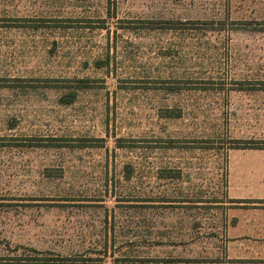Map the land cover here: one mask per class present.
<instances>
[{
	"label": "rangeland",
	"instance_id": "1",
	"mask_svg": "<svg viewBox=\"0 0 264 264\" xmlns=\"http://www.w3.org/2000/svg\"><path fill=\"white\" fill-rule=\"evenodd\" d=\"M263 185L264 0H0V264H240Z\"/></svg>",
	"mask_w": 264,
	"mask_h": 264
},
{
	"label": "crops",
	"instance_id": "2",
	"mask_svg": "<svg viewBox=\"0 0 264 264\" xmlns=\"http://www.w3.org/2000/svg\"><path fill=\"white\" fill-rule=\"evenodd\" d=\"M250 195H243L241 198L252 199L253 205L256 206H253L251 214H243V219L237 225V228H245L242 234L264 236V185ZM260 240L262 242L257 241L258 243L255 245L239 248L240 251L238 250L236 258L241 260L240 264L244 262V264H264V237L260 238Z\"/></svg>",
	"mask_w": 264,
	"mask_h": 264
},
{
	"label": "trees",
	"instance_id": "3",
	"mask_svg": "<svg viewBox=\"0 0 264 264\" xmlns=\"http://www.w3.org/2000/svg\"><path fill=\"white\" fill-rule=\"evenodd\" d=\"M75 96H76V94L73 92V93H71L70 94V97L68 98V102H71V101H73L74 100V98H75Z\"/></svg>",
	"mask_w": 264,
	"mask_h": 264
}]
</instances>
